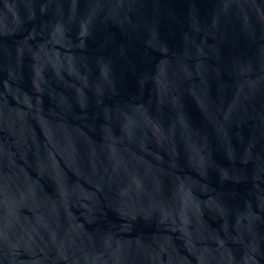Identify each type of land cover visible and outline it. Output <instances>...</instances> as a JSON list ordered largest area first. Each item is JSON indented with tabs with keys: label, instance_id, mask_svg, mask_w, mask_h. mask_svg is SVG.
Listing matches in <instances>:
<instances>
[{
	"label": "water",
	"instance_id": "water-1",
	"mask_svg": "<svg viewBox=\"0 0 264 264\" xmlns=\"http://www.w3.org/2000/svg\"><path fill=\"white\" fill-rule=\"evenodd\" d=\"M0 264H264V0H0Z\"/></svg>",
	"mask_w": 264,
	"mask_h": 264
}]
</instances>
